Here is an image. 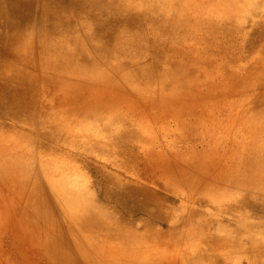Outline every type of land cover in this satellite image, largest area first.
I'll use <instances>...</instances> for the list:
<instances>
[{"label":"rangeland","instance_id":"obj_1","mask_svg":"<svg viewBox=\"0 0 264 264\" xmlns=\"http://www.w3.org/2000/svg\"><path fill=\"white\" fill-rule=\"evenodd\" d=\"M72 1L65 8L58 0H41L33 8L36 15L51 6L65 22L61 29L38 20L25 24L28 18L17 26L33 35L34 41L23 42L33 44L28 53L32 61H43L42 43L49 42L50 67L43 72L5 59L14 69L6 75H14L15 89L31 90L19 73L38 82L31 106L9 104L0 113L5 159L11 163L17 156L34 167L46 195L47 176L63 182L104 218L103 231L90 227L84 233L91 243L78 261L68 236L60 232L62 218L55 217V231L72 252L71 264H92V257L101 262L106 255L104 264H129L126 257L115 260L110 254L117 235L110 237V231L119 233L125 248L123 237L135 236L136 247L142 245L137 262L144 264L155 254L163 257L152 264H169L166 256L177 259L188 245L201 262L206 256L212 259L202 264H250L247 253L227 257L226 247L217 250L216 244L238 240L245 250L238 219L247 216L264 246V186L244 184L263 166H257V158L256 166L242 172L238 158L249 157L252 148L247 155L245 143L238 153L233 145L241 139L236 127L248 124L264 100L261 76L251 81L246 95L235 93L245 86L251 64L264 62V0ZM30 12L13 6L14 17ZM223 30L230 32L224 35ZM62 47L63 56L56 53ZM21 49L25 57L27 51ZM231 62H237L240 72ZM88 66L98 72L95 79L69 81ZM227 70L239 73L238 90L232 83L225 86ZM44 74L54 79L52 85L40 79ZM55 79L66 90L54 89ZM229 90L231 97L225 98ZM228 123L232 129L226 128ZM259 143L264 153V134ZM197 160L204 163L203 173L193 171L189 184L179 182L172 173L175 166L185 169ZM17 189L18 197L10 201L6 188L0 190V264H70L47 257L32 237L20 240L23 230L12 219L29 220L32 187L17 181ZM244 202L254 207L248 210ZM3 214L11 216L3 219ZM81 223L88 227L85 220Z\"/></svg>","mask_w":264,"mask_h":264},{"label":"bare ground","instance_id":"obj_2","mask_svg":"<svg viewBox=\"0 0 264 264\" xmlns=\"http://www.w3.org/2000/svg\"><path fill=\"white\" fill-rule=\"evenodd\" d=\"M61 2V5H63L65 8H69L70 4L73 3L72 0H58ZM41 3V0H0V113L3 114L4 108L7 105L11 104H18L20 107H28L33 104V94L36 91V84L38 82L37 79H27L24 73H19L18 79L24 80L25 83L28 82L29 86L31 87V90L28 92H23L22 90L15 89V80L14 75L7 76V71L14 70L11 66H8L7 64H4L3 61L5 59H10L11 61H18L23 62L26 64V66L32 67H38V69L41 67L43 69V72L46 68H49L50 65L48 63L47 56L51 54V50L49 47V42L45 40V42L42 43V50L41 54H39L42 57L41 63L39 61H32L31 55L28 53L31 50V47L33 44L31 43H23L24 41H34L32 33L30 31L28 33H22L18 29V25H24V19L28 18V21H25V24L32 22L33 20H38L41 23L44 24L47 28H52L54 30L61 29L64 25V21L61 18V15L55 11L52 10L53 8L47 7L46 12L40 11V9L37 11L36 15L33 14L36 11H33V8L35 5H38ZM90 4L93 6L94 2L91 1ZM13 6L18 7H26L29 10H31L33 15H22L21 17H14L13 16ZM45 12V13H44ZM172 23V21H171ZM23 29V27H22ZM230 31L223 30L224 35H228ZM66 34H60L59 39L62 37H65ZM57 42L56 44H58ZM21 46L26 49V55L25 57L20 56L22 49ZM58 55L60 54L63 56L66 53L65 47H62L61 50L59 48L58 52H56ZM31 54V53H30ZM56 54V55H57ZM53 55V52H52ZM57 55V56H58ZM44 58V59H43ZM72 61L75 62L73 59L74 57H71ZM70 60V61H71ZM88 57V61H89ZM87 61V62H88ZM86 62V63H87ZM232 67H235L238 72L241 68L237 65V62H231ZM83 66V65H82ZM80 67V66H77ZM82 68V67H80ZM228 71V70H227ZM14 73V71H12ZM235 72L233 74H230L228 71V75L224 79L225 86L229 87L232 84L235 85V89L238 90V83L240 82L239 79V73ZM87 73V74H86ZM248 75L245 76L247 82L243 89L240 91H236V95L240 98V95H246L250 90V84L251 81L255 78V76H261V78L264 77V62L263 61H254L253 64L250 66V70H248ZM64 73L60 72L59 75H63ZM96 69L94 67H87V70L85 73L79 72V74H73L72 79H69V81L75 80V79H84V78H92L95 79ZM43 76H47V74H44ZM40 77L41 80L47 81L46 84H53V80L51 77ZM57 80V79H55ZM250 82V83H249ZM14 83V84H12ZM57 84V85H56ZM56 86V87H55ZM54 89H65L63 88L64 84L58 83V80L55 83ZM52 87V88H53ZM66 90V89H65ZM248 92H245V91ZM73 91H76L75 89H72L70 91L74 96L77 94ZM189 93V91L187 92ZM235 95V96H236ZM189 97V96H187ZM231 97V91H225V98ZM68 100V98H65ZM256 112H252V117L248 124L242 125L236 127L237 131H235V135H238L241 137L240 140L234 141V147L235 151L238 153L239 148L241 146L240 143H245L246 146L243 151L244 154H249L251 148L252 152L249 154V157L243 156V159L240 157L241 160L238 158V162L241 167V171H249L254 166H256L257 162L256 159L260 162H258L260 169L254 171V175H250L246 180H244V184H253V186L258 187L256 183L262 184L264 186V153L261 151V147L259 140L261 136L264 134V100L259 103L258 106H255ZM227 129H232L233 124L228 123L226 125ZM256 135L258 136L257 139H255ZM251 142L253 144H251ZM262 144V143H261ZM4 149L0 148V157H2L0 161V190L1 188H6L7 192L9 193V201L12 198V200L16 197H18V189H17V181H19V184L25 186H31L32 189L29 193V202L32 206L33 210L29 216V220H19L16 218V216H13L12 221H14V226L16 228L23 230V234H20L21 241H28L30 240V237H32V243L34 245H37L41 248L42 253L46 254L47 257L52 258L53 260H57L60 262H68L70 261V264L72 262V252L68 250V245L72 246L73 249L76 250L77 254V260L82 261V256L84 257V253H82V249H84L86 252L88 249V245L91 243L90 240H86L84 233L87 229L96 228L98 230H104L106 228V224H104L103 216L102 214L96 213V209L94 206L87 204L86 201H84L78 191L72 190L70 187H68L63 182L54 181L48 177L49 182L45 185L47 189H49L48 194L46 195L44 192H42L43 184H41L40 176L35 174L34 167L26 164L24 161L18 159L17 156L13 162H9L8 159H5L4 156ZM212 150V149H211ZM249 151V152H248ZM231 157L234 158V155L231 154ZM204 166V163L201 160L194 161L192 164H186L185 169L179 166H175L176 168L172 172L175 178L181 182L189 184V180H191V173L194 171L195 173H203L202 167ZM17 169L19 171L17 172ZM191 171V172H189ZM225 171V169H224ZM12 172V176H8L7 174ZM227 174H223V178L228 176L229 170H226ZM19 177V180L17 178ZM231 183V182H229ZM232 184V183H231ZM241 185L239 182L235 181V185ZM12 185H16L14 189H11ZM233 185V184H232ZM13 190V191H12ZM12 191V193H11ZM18 204H14V207H16ZM244 205L249 210L253 208V205H250L249 203H245ZM74 208H76L74 210ZM264 209V208H263ZM59 215V216H58ZM11 216V215H10ZM9 215L3 214V219H8L10 217ZM55 217H61L64 222V228L60 231L61 233H64L68 236L66 240L69 239L68 245L67 241H62L61 237L58 236L60 232L56 224H54ZM238 223H240V237L243 236L246 239L247 248L244 250V247L242 243H240L238 240H225L224 244L217 243L218 247L217 250L223 249V247H226V256L231 257V255L236 253H247L248 259L250 260V264H264V246L263 243L260 242V234L256 233L254 230H252V224L250 222L249 217L247 216H239ZM81 220H85L88 227L85 224L81 223ZM236 221V220H235ZM19 222V223H18ZM47 223H53V225H47ZM45 224L48 226L47 232L44 231L43 225ZM19 225V226H18ZM90 228V229H91ZM264 228V227H263ZM56 230V231H55ZM29 231L28 233H25ZM45 233H44V232ZM246 231V232H244ZM263 232V229L262 231ZM246 233V235L244 234ZM46 234V235H45ZM110 234H117L115 237V244H112L110 249V254L115 260H118L121 256H124L127 258V262L129 264H144L142 262H137L140 260L138 257V248H141V242H139V246L136 247L135 243V236H129V237H123L124 243L128 244L129 248L123 247L122 238H119V233H115L110 231L108 233ZM264 234V232H263ZM83 235V237H82ZM104 237L109 241V237L107 234H104ZM137 239H139L137 237ZM242 240V239H241ZM184 243H186V239L183 240ZM182 241V242H183ZM183 243V244H184ZM45 251V252H44ZM194 248L191 245H188V248L183 249L182 252L177 253V259L174 257H168L166 256V261L169 264H202L203 262H210L212 259L210 257H205L204 261L201 262V259H198L196 255H194ZM221 253V251H220ZM150 256V255H149ZM153 256V255H152ZM150 256V257H152ZM106 257H101V262H97L94 257H92L94 263L92 264H104L106 262ZM163 257V254L157 255L155 254L152 258H147L149 264H152V261L156 258ZM156 258L157 263H161V260ZM151 259V260H150ZM165 259V258H164ZM252 260V263H251ZM108 262V260H107ZM210 264V263H208Z\"/></svg>","mask_w":264,"mask_h":264}]
</instances>
